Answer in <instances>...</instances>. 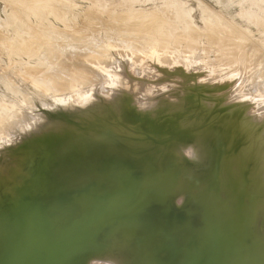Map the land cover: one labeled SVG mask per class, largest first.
Listing matches in <instances>:
<instances>
[{
    "label": "rangeland",
    "instance_id": "374dc122",
    "mask_svg": "<svg viewBox=\"0 0 264 264\" xmlns=\"http://www.w3.org/2000/svg\"><path fill=\"white\" fill-rule=\"evenodd\" d=\"M13 1L0 0V156L12 154L13 160L18 155V149L34 150L40 144L37 143L40 139L43 141L47 134L58 128L67 127L71 132L78 133L80 126L87 125V121L95 117L90 112L94 108L95 113L97 108L99 111H111L110 121H104L105 123L121 134L130 136L137 144L134 145L135 150L142 146L149 147L143 155L132 157L135 152L130 149L131 145H128L129 147L121 148L109 157L122 161L125 168H150L151 173L158 178L166 169L172 178L177 174L175 184L169 185V182L166 190V197L175 210L183 212L195 204L211 201L217 208L233 213L235 209L230 206L234 205L236 194L240 193L239 213L247 211L243 217L250 216L253 210H256V219L261 191L256 190L247 195L245 187L250 176L245 182L235 183L232 176L226 172V166L231 163L230 155L235 144L245 136V144L250 143L251 149L241 155L240 162L248 164L252 153L256 156L259 150L261 151L256 161L259 165L255 168L261 175L254 172L252 178L255 174L260 177L262 186L259 188L263 190L264 199V0ZM19 3L23 5L20 10L17 9L20 7ZM25 7L30 10H27L28 14ZM45 7L49 9L46 10ZM21 10L26 12L25 18ZM56 13L60 18L54 17ZM14 16H17L20 22H17L19 19ZM11 17L15 19L12 20ZM138 20L149 25L160 23L163 25L162 29H175L176 33L171 36L172 40L169 37L164 52L156 44L142 48V41L147 32L125 33L122 30L127 24ZM28 27L30 33L35 38L38 37L37 41L41 43L45 41L43 39L46 36L56 37L50 47L53 50L50 56H41V43L37 41L31 43L33 48L28 54H23V44L19 43V40ZM33 28L37 30V34H34ZM234 28L241 30L246 37L239 39L234 34ZM73 36L78 37L77 40H74ZM136 36L138 39H135ZM88 42L93 43L83 45ZM11 43L16 45L13 53L8 52L7 48ZM252 44H257L256 48ZM59 52L67 53L68 57L63 58ZM174 55L177 57L174 58ZM71 66L76 68L77 77L74 81H70L65 72ZM82 72L86 73V78L82 77ZM79 74L81 76H78ZM53 77L60 78L62 82L57 90L48 86L52 85ZM120 107L125 109L124 114L129 115L125 117L123 113H118ZM85 113L87 115L83 117L75 115ZM117 113L124 117L120 116V119ZM135 113H138L137 118L133 117ZM210 116L214 117L215 121H211L213 118L208 119ZM242 116L244 119L241 121ZM205 119H208V122ZM237 121L239 125H236ZM175 122V126L169 125ZM90 129L92 131H89V135L92 139L105 140L112 136L107 130L101 132L97 126ZM203 130H206L209 140ZM196 133H200L198 137L194 135ZM190 136L195 139L191 138L192 141ZM204 137L208 141L211 140V145L203 140ZM36 143L37 146H32ZM206 145L209 147H205ZM203 148L204 152H201ZM13 150L16 154L12 153ZM207 157L211 161L207 160ZM199 164H207L209 170L195 178L196 175H201L197 173L193 176V173L199 172ZM192 165L196 169L188 168ZM65 171L69 173L65 175L59 170L58 182L64 181V184L72 186L85 182V187H91L98 194L102 193L100 191L103 189L99 186L110 183L112 185L123 177V174H120L105 181L104 176L97 171ZM112 171L114 169H111ZM235 172L237 173L238 169ZM219 176L227 188L222 189L224 195H220L217 188V197V193L213 194V188L219 183ZM8 178L6 182L3 179L2 183L0 179V192L12 201H16L31 188V185L29 187L22 182L18 183L21 177H10L12 180ZM89 179H93L91 183H88ZM6 184L11 185L5 186ZM47 184L48 182L44 181L41 186ZM73 189L81 190L79 187ZM58 190L52 187L42 191L43 197H54ZM178 195H182L179 200ZM50 205L55 207L56 218L49 219L48 212L45 211L48 223L53 225L59 223L60 215L58 206L48 204L47 207ZM83 206L86 208L84 213L90 212L89 205ZM192 213L193 211L189 210L185 216ZM241 221L244 219L241 218ZM86 222L87 220L84 223ZM250 223L253 226L251 219L249 232L252 241L253 231ZM135 224L139 222H134L133 225ZM260 224L264 225V201L256 219L258 230ZM114 226L107 234L95 238V248L89 249L86 257L78 258L77 262L96 264L101 258L102 264H137L135 250L132 253V263L124 262L120 258L123 248L119 243L133 246L137 245L138 241L131 235L120 233L122 225ZM154 238L159 239V234L156 233ZM169 243L170 246L175 245L177 239L169 240ZM252 244L262 247L257 241H252ZM165 254L166 249L159 252L162 259ZM88 259L92 261L87 262ZM259 264H264V256Z\"/></svg>",
    "mask_w": 264,
    "mask_h": 264
},
{
    "label": "bare ground",
    "instance_id": "6f19581e",
    "mask_svg": "<svg viewBox=\"0 0 264 264\" xmlns=\"http://www.w3.org/2000/svg\"><path fill=\"white\" fill-rule=\"evenodd\" d=\"M44 2H46V0ZM20 3L18 4V6L20 5V7L17 6L18 8H15L20 10L21 6H23ZM26 8L27 7H25V9ZM53 9H55V7ZM23 10H21V12H23ZM27 10L30 11L28 8L26 9V11ZM28 11L27 13L25 11L24 12L28 14ZM31 12H29V14ZM16 14L17 13H15V15ZM17 16L14 17L17 18ZM22 16H24L25 18V14ZM55 16L58 17V14H54V17ZM15 18H12V20ZM17 22H20V19L17 20ZM141 23L144 24L141 25ZM12 25L14 26V24ZM162 26L163 25H161L160 23L149 25L143 21L138 20L127 24L122 30H124L125 33H139L141 31L147 32V35L142 41L143 47H141L147 48L149 46H152L153 44H156V46L162 48L164 52L167 49L166 43L168 42L169 37H171L174 32L176 33V31L172 27H168V29H162ZM40 27L41 25L39 26V28ZM15 28L18 27L15 26ZM29 28L30 27H28L27 29L25 28V31L22 30V32L24 31V33H22L24 36L21 35L19 40V43L21 42V44H23V54H28L29 50L33 48L31 43L34 44V42L38 40V37L35 38L30 33L31 31L29 30ZM235 28L234 34H236L239 39L246 37L244 33L241 32V30L239 31ZM33 31L35 32L34 34H37V30L35 31L34 29ZM27 32H29L30 34L28 33L26 35ZM192 33H194V30L192 31ZM207 36H210V34H207ZM137 37L138 36H136L135 39H138ZM77 38L74 37V40H77ZM53 39H56L54 35L50 37H44L43 41L45 40L46 42H43L41 40L44 44L37 41L42 44H40V53L42 57L48 55L50 56L53 53V50L50 49L51 45L54 42ZM92 43L93 42H88V44L83 45L87 46ZM76 44L78 45L79 43H77L76 41ZM256 45L252 44L254 48H256ZM15 47V43L7 45V48L9 49L8 52L13 53L14 49H16ZM59 54L60 56L63 55V58L68 57L67 53L65 52H59ZM176 55H174V58L177 57ZM65 72L71 79L70 81H74L76 79V68L74 66L67 68ZM81 75L83 78H86L85 72H82ZM81 75L79 74L78 76ZM59 79L60 78L58 77H53L52 85L48 84V86L53 90H57L62 85V82ZM122 109L123 107L121 108V110ZM124 110H122V112L119 111L118 113L121 114ZM93 111H96L95 108L90 111L93 114V117H95L93 119H89L87 121V125L84 124L85 126H80L81 128L79 127L80 131L78 133L71 132V130L67 127L62 129L58 128L53 132L47 134L46 137H44L43 141L40 139V141L37 142L38 144L40 143L38 146L37 143L32 145L37 146L34 150L29 151L26 149H18V155L16 158L14 157V155L13 160L11 158L12 154L10 156L6 153L0 156L1 183L3 179L4 181H7V177L10 178L15 176L17 178L21 177L18 183L22 182L29 187L31 185V188L28 190V192L21 194L16 201H12L4 197V195L0 192V264H81L77 262V259L85 258L88 254V250L95 248V238L100 237V235L102 234H107L113 229V227H115L114 225L117 224L122 225L120 233H122L123 235H131L135 241H138V244L133 246H127L124 242L119 243V246L123 248V252L120 254V258H122L124 262L132 263V261H134L132 253L135 250L134 252L136 253L138 258L137 260H135V263L137 264L261 263L264 256V236H260L255 232L252 235V241H257L263 247V249L256 244H252V241L250 239L251 234L249 232L250 228L245 226L246 224H249L250 218L249 216L243 217V215L239 213V206L241 205L240 193L236 194L234 205L230 206L231 209H235V212L233 213L217 208L214 202L211 201H204L195 204L194 207L189 209L187 208L183 212L175 210L174 207L170 204L169 198L166 197V190L169 182V185L175 184L177 180V174H175L172 178L168 173L169 171H167L166 169L161 177L158 178L151 173L150 168L140 170H138L137 168H125L122 161L117 158H110L109 156L117 153L119 150H121V148H127L129 146L119 145L114 137L121 136V133L111 128L108 123H105L106 121H110L111 111H99L98 108L97 113ZM120 114H118L119 116L117 117L129 115L127 113H123V115ZM75 115L77 117H83L87 114L85 113L83 115ZM215 116L216 115H214V117ZM133 117L137 118L138 113H135ZM214 117L210 116L208 117V119L213 118L211 119V121H215ZM208 119L205 120L207 121ZM55 121L57 122V120ZM96 122L100 124H96ZM169 125L173 127L176 125V122L170 123ZM92 126L99 127L101 132L107 130L108 134H111L112 136H109V138L105 140H98L96 138L92 139L93 137L89 135V131L91 130L90 128ZM203 131L206 132V130ZM207 131H209V129ZM211 131L210 134L212 133ZM199 134L200 133H196L194 135L198 137L197 135ZM205 134V137L207 138V132ZM202 135L200 136L202 137ZM191 136L190 139L192 138ZM205 137L203 140L206 141L208 145H211L209 144L211 140L208 141L209 139L207 138L208 140H206ZM204 141L202 142V144L204 143ZM208 145H206L205 147H207ZM194 150L195 149H193V151ZM201 152H204V148ZM12 153H15L14 150L12 151ZM210 153L211 152H209L208 155H210ZM135 156L139 155L137 154L132 157ZM208 158L209 157H207V160L211 161ZM207 164L202 166L200 165V167L198 166L199 172H192L193 176H195L197 173H201V175L198 174V176L196 175L197 177L195 176V178L202 176L203 173L207 171V169L209 170ZM188 168L195 169L193 165ZM111 169H114V171L111 172ZM59 170H61V173L65 175L69 173L65 170L76 172L86 170L89 173L97 171L104 176L105 181H108L107 179L111 178L112 176L116 177L120 174H123V177L117 182H114L112 185H110V183L108 185L99 186L103 187V189L102 191H100L102 193L98 194L95 193L91 189V187H85V182H81L76 186H72V184L66 185L64 184V181L58 182L57 178L59 175ZM236 170L237 169L234 170V173H236ZM10 180L12 179L10 178ZM89 180L90 181L88 183H91L93 179ZM251 180L252 174L250 175V179L248 182H250ZM44 181L48 182V184L46 186H41V183ZM10 185L11 184H6L5 186ZM52 187L59 189L57 191V195L51 198L43 197L42 191H47V189ZM76 187H79L81 190L73 189ZM11 188L13 189V187ZM70 189L73 190L67 191ZM245 189L247 195L255 192L256 190L263 192L262 188L252 187V185L249 186V183L247 184ZM219 192H221L220 195H224V192L222 190ZM262 198L263 196L261 193L260 204H263ZM48 204L58 206L57 208L60 215L59 223L53 225H50L48 223L47 213L45 210H47L48 212L49 219L53 220L56 218V211L54 210L55 207H52L51 205L50 207H47ZM83 204L86 206L89 205V207H91L90 212L84 213L86 208H84ZM258 204L256 213L257 216L259 213V209L262 206L260 205L258 207ZM189 210L193 211L192 215L185 216V213ZM241 218L244 219L243 222L241 221ZM256 219L255 222H253V228H255L258 232L259 230L256 226ZM85 220H87L86 223H84ZM231 220H236V222L233 223V221ZM134 222H139V224H135L134 226ZM156 233L159 234V239L154 238V235ZM173 239H177V243L170 246L169 240ZM149 248L151 252H149ZM162 249H166L164 259H162V257L159 255V252ZM91 259H89V262L93 260ZM100 260L102 259L100 258L98 260L99 262H97L96 264H102L100 263Z\"/></svg>",
    "mask_w": 264,
    "mask_h": 264
},
{
    "label": "water",
    "instance_id": "95a60500",
    "mask_svg": "<svg viewBox=\"0 0 264 264\" xmlns=\"http://www.w3.org/2000/svg\"><path fill=\"white\" fill-rule=\"evenodd\" d=\"M244 115V114H243ZM244 119V117L242 116V119H241V121ZM228 121V120H227ZM230 122V121H229ZM129 124V123H128ZM236 125H239L238 124V121L236 122ZM125 133H127L126 132V130H125ZM128 134H130V132H128ZM260 137V136H259ZM115 139H116V141H117V143L119 144V145H124V146H128V145H131V146H137V144H135V142L134 141H132L131 139V137L130 136H128L127 134H121V136H115L114 137ZM245 136H244V138H243V140H239L236 144H235V146H234V148H233V151H232V153H231V155H230V158H231V163L230 164H228L227 166H226V172L229 174V175H231L232 176V178H233V181H236L235 183H240L241 181H243V182H245L246 181V179H248L249 178V176L251 175V174H253L254 175V172H257V171H255V168L256 167H258V166H256L257 164L259 165V162H256L257 161V159H258V156L260 155V150H259V152L257 153V155L255 156L254 155V153H252V156L250 157V160H248V164H243V162H240V159H241V155L243 154V155H245V152L248 150V149H251V147L249 148V145H250V143H248V144H245ZM134 143V144H133ZM148 147L149 146H142V147H140L139 148V150H135V148L134 147H130V149H132V150H134V152H135V155H143L144 153H145V150L146 149H148ZM144 149V150H143ZM254 149V148H253ZM258 149V148H257ZM158 152H159V150H158ZM243 165H245V167H243ZM197 166V165H196ZM236 167H238L237 169H238V172L236 173V174H234V170L236 169ZM196 169V168H195ZM198 169V168H197ZM257 173H259V175H261L260 174V172L258 171ZM216 177H217V175H216ZM256 177V178H255ZM255 177L254 178H252V180L249 182V186L250 185H252V186H255V187H259V186H262V183H261V180H260V177L258 176V174H255ZM218 181H219V183L218 184H216V186L213 188L214 190V193L213 194H215V193H217V194H215V196H217V197H219V194H218V190H217V188H219V191H221L222 189H225L224 187H226V185H224V183L222 182V178L219 176V178H218ZM227 188V187H226ZM219 193H221V192H219ZM259 193H262V192H259ZM35 194H37V193H35ZM39 194V193H38ZM181 196L182 195H179L178 197H177V199L179 200L180 198H181ZM262 201H264V199L262 198ZM261 202H259V204H258V207L260 206V205H262V204H260ZM256 211V210H255ZM254 210H253V212H252V218H251V215L249 216V218L252 220V222H255V212ZM247 211H242L241 212V214L242 215H244L245 213H246ZM89 220V219H88ZM231 221H233V223L234 222H236V220H231ZM230 221V222H231ZM262 223V222H261ZM249 224H246L245 226H247V227H249L248 226ZM250 225H251V230L253 231V233L255 232V233H258V235H260V236H264V225L262 226L261 224H260V226H259V230H261V231H258L257 232V230L255 229V228H253V226H252V224L250 223ZM250 228V227H249ZM249 231H250V229H249ZM262 233L263 235H261L260 233ZM263 242H264V240H263ZM87 262H89L90 260L88 259V260H86ZM79 263H81V261H79Z\"/></svg>",
    "mask_w": 264,
    "mask_h": 264
}]
</instances>
